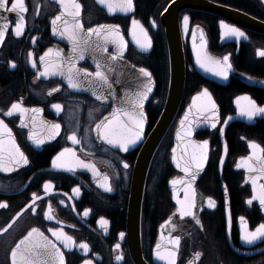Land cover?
<instances>
[{"label":"flooded vegetation","instance_id":"obj_1","mask_svg":"<svg viewBox=\"0 0 264 264\" xmlns=\"http://www.w3.org/2000/svg\"><path fill=\"white\" fill-rule=\"evenodd\" d=\"M172 1L133 0L132 13L119 10L110 13L99 0H76L82 6L79 23L83 26L77 29L78 45L59 37L64 32V20L72 24V16L65 14L55 26L52 24L64 11L58 0H25L28 11L24 13L25 27L20 36L14 32L18 17L9 12L7 35L0 47V120L11 129V136L28 163L7 164L8 170H0V203L7 205L0 207V264H12V249L33 228L39 229L43 237L34 234L30 242L46 239L55 244L63 254L64 264H85V261L133 264L126 236L127 207L141 144L127 151L115 150L98 142L94 131L116 106L102 101L110 98L111 87L107 82L115 81L120 98L116 106L121 110L118 121L136 130L135 124L128 116L124 119L123 113L138 111L134 102L151 80L152 90L144 105L143 142L152 132L168 87L167 49L159 18ZM207 1L264 22V7L256 0ZM11 2L9 0V6ZM71 11L74 9L69 8ZM186 16L187 28L183 23ZM178 19L185 62L184 89L175 119L148 167L139 221L142 257L147 264H154L158 228L172 217L176 208L173 193L176 200L184 199L181 188L171 189L169 185L181 177L169 160L173 133L191 98L207 89L216 105L218 123L212 131L201 130L194 135L199 143L208 141L206 164L194 184V195L202 200L200 222L195 225L184 217H174L168 223V235L180 237L175 264L190 261L194 264H264V237L247 243L242 238L244 227L240 221V217H244L248 230L254 231L264 224V207L261 209L255 201L251 205L247 203L253 197L252 189L246 183L245 168L237 167L242 158L249 156L250 142L264 148V120L256 115L251 119L241 115L238 120L229 122L237 111L241 113V105L249 103L240 99L238 105V98L249 97L257 107L264 108V56L259 54L264 51V33L244 29L201 11L183 10ZM133 20L147 31L150 48L139 46L138 50L130 41ZM221 21L239 28L244 36H225L220 29ZM100 25L119 26V35L126 47L114 42L118 41L117 37L105 39L104 32L98 38L85 37L88 29ZM193 33L205 45L202 49L207 55L221 63L225 56L229 58L231 68L227 78L216 75V80L210 81L197 73L189 42ZM92 46L96 53L104 52V61L91 62L86 51ZM110 57L112 62L107 60ZM46 66L48 74L41 75ZM141 69L151 76H145ZM97 71L102 72L106 80L98 78ZM69 76L78 87L70 86ZM125 96L128 102L124 103ZM15 103L28 111L6 115ZM54 105H59L60 109ZM34 109L39 111L34 112ZM54 125H59V129ZM30 134L43 143L36 144L29 138ZM72 136L79 142H74ZM2 139L4 147L9 148L6 132ZM65 149L69 151L61 162L71 165V171L53 165ZM49 183L52 187L46 190L44 186ZM105 183L112 191L102 187ZM209 198L215 207H209ZM49 214L52 219L48 218ZM102 219L107 221L105 226L101 225ZM61 230L72 238L71 247L64 246L63 237L57 239L53 235V231ZM81 244H86L87 250L82 249ZM196 253H200L199 258ZM55 264H59L58 259Z\"/></svg>","mask_w":264,"mask_h":264},{"label":"water","instance_id":"obj_2","mask_svg":"<svg viewBox=\"0 0 264 264\" xmlns=\"http://www.w3.org/2000/svg\"><path fill=\"white\" fill-rule=\"evenodd\" d=\"M256 1L264 7V0H256ZM183 10H194V11H201L205 13L214 14L244 29L257 32V33H264V22L255 20L239 11L212 4L207 0H173L166 6V8L160 14L159 21L164 29V39L166 43L167 60H168V87H167L166 98H165L163 109L158 117V120L152 132L149 134L148 138L144 142L142 138L144 129L146 126L144 105L147 99H145L143 102V108H142L143 116L142 117L140 116V111H141L140 109H138V111H135L136 117L138 119H143L144 121L143 132H142L141 138L137 140L135 144H131L128 147V150H130L132 148H136L138 145L141 144V148L138 153V157L136 159L137 161H136L134 173H133L132 180H131L130 197H129L128 207H127V227H126L127 235L126 236H127L128 251H129L130 259L133 264H147L144 261L142 254H141L140 226H139L141 200H142L145 179H146L149 164L151 160L153 159L166 132L168 131L169 127L171 126V124L173 123L175 119V116L177 114V111L181 103L183 89H184L185 62H184L183 51H182V37L180 34L179 19H178L179 13ZM132 12L133 11H130L127 13H132ZM0 16L7 17L6 20L0 19V27H3L5 23H7L9 27V12L3 9H0ZM76 20L79 21V17H77ZM132 27L129 32V38H130V41L139 50L140 44H138L136 40L133 39V35H132L133 28ZM220 29L222 31V34H224L225 30L221 28V23H220ZM136 32H137L138 37H140L141 42H143V36L140 33V29L137 28ZM102 33L103 32H101L100 34ZM6 35H7V32H6ZM5 37H4V40H5ZM59 37H62V39H64L66 42L71 41V39H69L67 34L59 36ZM85 37L87 38L91 37L92 39H94V37L98 38L99 35H96L95 33H91L88 31V32H85ZM79 40L80 38L77 37L76 42H72V44L78 45ZM3 42L0 43V47L3 44ZM189 42H190V47L192 51L193 66L195 67L197 73L203 76L207 80L215 81L216 80L215 72L206 71L207 70L206 68L201 67L200 64L197 63L198 52L203 55L205 51L204 49H202L201 46L203 43L198 41L196 33L192 34ZM95 51L96 50L94 49L93 46L86 51L87 52L86 55L87 57H90L91 62L97 63L100 61H104L105 60V56L103 55L104 52L101 51L100 53H96ZM107 60L111 62L113 61L111 57L108 58ZM248 82L249 84L254 85L252 84V82L250 81ZM107 84H108V87H111V89L108 90L110 94V98L106 100H102V99L101 100L107 103H113L117 106L120 98L118 97V91L116 88L115 81H109L107 82ZM256 86H259V85H256ZM202 93L203 91L195 94L191 98L185 112L181 115V117L177 121L175 130L173 133V146L171 148L170 157H169L170 165L178 174L181 175V177L177 180L178 181L183 180L184 183H177L173 185L171 181L169 185L171 189L181 188V190L179 191L182 194H184V199L180 201H185L186 197H188L189 199L192 198L195 181L199 178V176L202 174L204 170V167L201 170H197L193 167V171L196 172V178L194 181H192L190 176L186 175L185 172L182 170L184 161L188 158V154H190L194 150L195 146H198L201 144L194 139V135L198 131H201V130L212 131L218 123V115H217L216 108L215 110H209V111H203V112L197 111L199 107H209L210 108V104L207 98L201 97L199 100L196 101V105L193 106L194 98L200 96V94ZM123 102L124 103L128 102L127 96L123 97ZM116 106L108 116H106L100 121L98 125H102V122L104 125L111 123L112 126H115L118 123H120V121H118L120 117V113L117 112ZM190 107L192 108V112L189 115V122L191 123L190 124L186 123L185 128L187 129L188 127H190L192 131V135L187 136L182 132L181 139L178 140L176 134L178 131L181 130L180 121L184 119L186 113L189 112ZM240 116H241V113L237 111L236 117L229 120V122L238 120ZM256 116L257 118L264 120V113H257ZM126 118L127 116L124 115V119ZM252 118H254V116ZM213 123H215V127H212ZM133 131H136V130H133ZM103 133H104L103 126L99 130L96 127L94 131V137L96 138L98 142L108 145L112 149L124 151L118 144L108 143L107 139L104 138ZM173 149H176L175 153L173 152ZM249 151H250L249 156H251L253 153V149L251 148ZM173 156L176 157V160L173 159ZM177 160H179L181 167H177ZM253 163H255V161H253ZM244 168L246 172V183H248L251 186L252 195L253 196L257 195L261 191L260 185H264V176H261L260 173L257 171L250 172L247 167H244ZM254 179L256 182L255 191H254V185H253ZM189 184L191 185V187H189ZM173 199H174L173 202L175 203L176 208L172 214V217H170L166 223H164L158 228V239H157L156 245L153 250V263L154 264H167L166 260H161L157 258L156 256L157 244L161 245L160 251L162 253H166L168 250L176 251V258H177V255H178L177 246L174 245L173 243H170V241L173 240L174 238L171 235H168L167 233L168 226H169L168 223L174 217H178L180 219L184 217L183 219L185 218L189 219L195 225H199V223H197V220L200 222L199 214L201 210L199 206L202 203L201 202L202 200L199 195H194L195 206L192 209V212H193L192 216L182 217L179 211L181 205L177 203L176 195L174 193H173ZM254 201L259 204L261 209H263V207L259 203V200H254ZM241 233L243 237L244 229L241 230ZM176 258H175V261H176Z\"/></svg>","mask_w":264,"mask_h":264},{"label":"snow or ice","instance_id":"obj_3","mask_svg":"<svg viewBox=\"0 0 264 264\" xmlns=\"http://www.w3.org/2000/svg\"><path fill=\"white\" fill-rule=\"evenodd\" d=\"M58 3L60 6L64 9L63 12H61L60 15L56 16L55 19H53L52 24L55 26L58 21H61L65 14L70 15L74 18V21L72 24H69L67 20H64V32L61 33V35L67 34L69 39H71L73 42H76L77 40V29H81L83 26L79 23L78 20H76V17H79L81 5L76 2V0H58ZM99 3L102 5H105L108 9V11L115 12L117 10L121 12H130L134 10V4L133 0H99ZM69 8L74 9V11L69 12ZM0 9H3L7 12L16 13L18 20L15 23V35L20 36L23 34V30L25 27V17L24 13L28 11L25 0H12L11 5L9 6V0H0ZM0 19L6 20L7 17L0 16ZM133 39L136 40L138 44L144 49L151 47V40L147 36V31L143 29L141 25H139V22L136 20H133ZM184 24L185 28H187L188 24V17H184ZM140 29V33L143 36V42H141L140 37H138L136 29ZM221 28H223L224 35L225 36H236L241 37L244 36V33L240 31L239 28H236L234 26H230L225 24L223 21H221ZM8 29V24L5 23L3 27H0V43L3 42L4 37L6 35ZM55 31V28H54ZM89 32L95 33L96 35H100L101 32L105 33V39H108L109 37H117L118 46L119 47H126V42L123 41V37L119 35V26H112V25H100L96 29H88ZM201 38L203 39V31L201 30ZM206 43V42H205ZM205 45L202 44V48ZM106 51V49H105ZM51 52V50H49ZM261 56H264V51L259 53ZM46 56L48 53L45 54ZM81 58H83L81 56ZM115 58V57H113ZM41 60H44V57H41ZM229 58L225 56L223 58V63L219 60H215L214 58L207 55V53H204L203 55L198 52L197 54V63L200 64L201 67L206 68L207 70L214 71L216 75L222 76L224 78H227L228 70L231 68V64L228 63ZM33 66L35 67V62L33 63ZM211 66V67H210ZM13 67L15 65L13 64ZM99 68V65H97ZM141 72L145 75L150 77L151 73L147 72L144 69H141ZM48 74V68L46 66L45 72L41 73V75H47ZM95 75L100 78L106 80V77L104 74L100 71H97ZM69 84L71 87L75 88L79 85L73 82V79L71 76H69ZM152 82L149 80L148 84H146L145 91L141 92L137 98V100L134 102V107H138L140 111V116H143L142 108H143V102L145 99H147L148 93L152 90ZM55 91V89H54ZM201 97L207 98L210 108L209 107H199L197 109L198 112L203 111H209V110H215L216 105L215 102L211 100V95L208 92L207 89H204L203 93L200 94V96L195 97L193 100V106L196 105V101L199 100ZM247 100L249 103L247 105H241L240 111L241 115H246L249 119H251L253 116H255L257 113H264V108H259L255 105L254 101H251L249 97H242L238 98V105L239 100ZM55 108L58 110L60 109L59 105H54ZM19 111V112H26L27 109H24L21 107L19 103L12 104L11 109L6 113V115L11 116L13 112ZM35 111H39L34 109ZM121 110H117V112H120ZM192 112V108L190 107L189 112L186 113L184 119L180 121L181 130L177 132L176 136L177 139H181V133L183 132L187 136L192 135L191 128L188 127L185 128L186 123L189 122V115ZM124 115L128 116L129 120L132 121L135 124L136 131H133L128 127L125 123H118L115 126H112L111 123L104 125L102 122V125H97V129L99 130L102 126L104 128V138L107 139L108 143L110 144H118L124 151L128 150L129 145L135 144L137 140L141 138L142 132H143V126L144 121L143 119H138L134 113L131 112H124ZM56 129H59V125H54ZM212 127H215V123L212 124ZM7 133V136L9 137V148L4 147V140L2 139V136L4 133ZM30 139H32L36 144L43 143V140L38 139L34 134H30ZM74 142L78 143L79 141L76 140L75 136L70 137ZM249 147L253 149V153L251 156L247 158H242V163L238 164L237 167H247L250 172L257 171L260 173L261 176H264V148H261L260 145L255 144L254 142L249 143ZM207 149H208V141H203L200 145L195 146L194 150L188 154V158L184 161V165L182 167V170L185 172L186 175H189L191 180L194 181L196 178V172L193 171V167L197 170H201L204 167V164L207 160ZM227 150L225 146V151ZM68 149H65L63 153L58 155L56 159L53 161V165L55 167H65L69 171L72 170V166L66 163L61 162V158L64 156L66 152H68ZM176 149H173V152L175 153ZM5 155L7 156V160H5ZM183 158V157H182ZM173 159L176 160V157L173 156ZM255 161V163H253ZM23 162L24 164L28 163L27 157L24 155L22 151H20V148L18 145H16L14 138L11 136V129L7 128V125L4 124L3 120H0V170H8L7 164H19ZM79 163V162H78ZM87 167V165H84ZM125 168L128 167L127 164L124 165ZM177 167H181V164L179 160H177ZM105 180L107 178L105 177ZM173 185L177 183H184L183 180H173L171 182ZM255 179L253 180L254 185V191H255ZM45 189H50L52 186L51 184H45ZM106 189V191H112L111 186L105 183L102 185ZM189 187L191 185L189 184ZM261 191L254 195L251 199L247 201L249 205L253 203L254 200H259V203L262 207H264V185H260ZM78 192V189H77ZM177 203L181 205L179 211L180 215L183 216H192L193 212L192 209L195 206V200H194V190H193V196L191 199L186 197L185 201L177 200ZM209 207H215L214 201L209 198L208 201ZM7 205L4 203H0V207H6ZM85 215H87V211L85 212ZM49 219H52L51 215H48ZM240 221L244 227V235L243 239L251 244L255 240L260 239L261 237H264V224H260L254 231H249L247 228V224L244 220V217H240ZM229 222H231V216L229 215ZM197 223L199 221L197 220ZM107 224V221L101 220V225L105 226ZM10 227V225H9ZM7 229H5L6 231ZM34 234H38L39 236L43 237V233L39 232V229L33 228L31 232L28 233V235L21 240L14 249L11 251V259L12 264H55V262L59 261V264H64L63 254L59 251L58 248H56L55 244H52L48 242L46 239L42 242H30L31 238ZM53 235L57 237V239H61L63 237V243L65 247H71L74 243L72 241L71 237L66 236L65 233L61 231L56 232L53 231ZM123 233H121V237H123ZM170 243H173L174 245L178 246L180 243V237H175L173 240L170 241ZM80 247L84 250H87L88 246L86 244H81ZM117 248H119V245H116ZM157 251L156 256L158 259L166 260L167 264H175V258H176V251L168 250L166 253H162L160 251L161 245L157 244ZM200 253H196V257L199 258ZM117 259H120V257H117ZM85 264H91L90 261H85ZM189 264H194V262L190 261Z\"/></svg>","mask_w":264,"mask_h":264}]
</instances>
